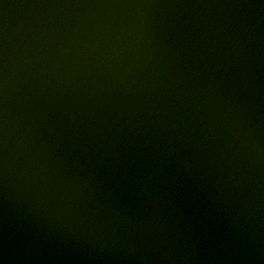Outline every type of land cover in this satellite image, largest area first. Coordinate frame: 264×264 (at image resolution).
Masks as SVG:
<instances>
[{"label": "water", "instance_id": "1", "mask_svg": "<svg viewBox=\"0 0 264 264\" xmlns=\"http://www.w3.org/2000/svg\"><path fill=\"white\" fill-rule=\"evenodd\" d=\"M0 264H264V0H0Z\"/></svg>", "mask_w": 264, "mask_h": 264}]
</instances>
